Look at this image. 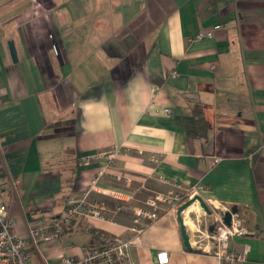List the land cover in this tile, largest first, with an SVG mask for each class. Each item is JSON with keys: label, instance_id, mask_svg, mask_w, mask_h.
<instances>
[{"label": "crops", "instance_id": "0c3cea01", "mask_svg": "<svg viewBox=\"0 0 264 264\" xmlns=\"http://www.w3.org/2000/svg\"><path fill=\"white\" fill-rule=\"evenodd\" d=\"M113 148L123 150L113 167L83 161ZM104 168L99 189L116 196L89 199L116 209L204 184V199L246 220L231 246L248 244L245 264H264V0H0V199L29 264L135 238L132 212L122 210L77 219L50 243L29 237L64 216ZM197 204L181 214L192 250L183 204L163 206L122 264H158L161 251L168 264H223L199 248L212 216Z\"/></svg>", "mask_w": 264, "mask_h": 264}, {"label": "built area", "instance_id": "2783aa9c", "mask_svg": "<svg viewBox=\"0 0 264 264\" xmlns=\"http://www.w3.org/2000/svg\"><path fill=\"white\" fill-rule=\"evenodd\" d=\"M217 25L209 30L201 31L196 39L203 40L212 38L215 30L219 29ZM173 76L175 74H172ZM167 117L171 116L169 108L164 109ZM123 153L120 148H113L108 152H96L83 158L85 164L93 161L105 162V167H113L119 156ZM160 156L156 155L152 161L158 162ZM105 168L98 172L92 181L89 190L84 196L68 203L64 216L49 224L40 223L29 231V237L33 242L45 241L47 243L57 240L64 228H69L80 218L110 219L111 214L116 211L109 209L104 203L91 201L89 196L92 191H99L109 196H116L112 192L99 189V181L105 175ZM119 180L129 183L131 179L127 176L119 177ZM206 186L202 183L194 184L185 189H171L164 192L152 194L145 202L144 206L134 208L135 217L131 230L135 234L134 239L120 240L112 239L107 245L99 248H92L85 252L82 257H62L59 264H122L127 262L131 256V248L135 240L141 235L150 223L158 219L163 206L176 209L188 201L197 197L204 199L203 193ZM3 189L0 187V196ZM211 210L212 219L208 222L205 229L201 231V243L199 248L204 252L214 254L223 264H245L248 259L250 246L244 244L241 250H236L231 246V240L235 236H243L247 233L245 227L246 220L239 212L232 214L231 224H226L224 213L227 210H219L212 202L204 199ZM195 203H199L196 201ZM193 203V204H195ZM120 210V208H118ZM213 226V230H210ZM15 222L10 217L9 206L0 199V264H29L30 255L28 244L24 237L14 232ZM158 264H168L169 255L166 251L157 254Z\"/></svg>", "mask_w": 264, "mask_h": 264}, {"label": "water", "instance_id": "95a60500", "mask_svg": "<svg viewBox=\"0 0 264 264\" xmlns=\"http://www.w3.org/2000/svg\"><path fill=\"white\" fill-rule=\"evenodd\" d=\"M10 46V52H11V55L14 59L15 62H17V52H16V49H15V45L13 42H10L9 44ZM196 201H198L200 203V207L209 215H211V210L210 208L208 207V205L206 204V202L200 198V197H197L196 199L192 200V201H188L186 203H184L179 209H178V215L180 217V223H181V230H182V235H183V238H184V243H185V246L187 249L189 250H192V246H191V243H190V237L189 235L187 234V230L184 226V221L182 219V212L185 211L186 209H188L193 203H195ZM238 212V209L236 207H233L232 209L226 211L224 213V220L226 222V224L230 225L231 224V218H232V214L234 213H237ZM213 226H210V230L212 231L213 230Z\"/></svg>", "mask_w": 264, "mask_h": 264}, {"label": "rangeland", "instance_id": "374dc122", "mask_svg": "<svg viewBox=\"0 0 264 264\" xmlns=\"http://www.w3.org/2000/svg\"><path fill=\"white\" fill-rule=\"evenodd\" d=\"M38 1H40V2H43L44 0H38ZM45 1H47V2H50V1H52V0H45ZM152 194H154V192H151V193H147V195H146V200L152 195ZM91 201H97V202H102V203H104L109 209H111V210H116V211H121L122 210V212H129V211H131L132 212V217H133V219H134V217H135V213H134V208H132L131 210H129V209H127L126 208V206H120V205H117V206H115V207H118V208H120V210L119 209H116V208H112V206H110L109 204H108V202L107 201H103V200H91ZM136 207H139V206H136ZM191 210H195V209H191ZM198 211H199V206H198V209L197 210H195V212L196 213H198ZM195 212H193V214H190L191 216L192 215H195L196 213ZM200 212H202V210H200ZM116 214V213H115ZM115 214H111L110 215V218L112 217H114V215Z\"/></svg>", "mask_w": 264, "mask_h": 264}, {"label": "bare ground", "instance_id": "6f19581e", "mask_svg": "<svg viewBox=\"0 0 264 264\" xmlns=\"http://www.w3.org/2000/svg\"><path fill=\"white\" fill-rule=\"evenodd\" d=\"M198 205H199V204H197V203L191 205V206L187 209L186 212H188L189 210H191V209H192L193 207H195V206L198 208Z\"/></svg>", "mask_w": 264, "mask_h": 264}]
</instances>
